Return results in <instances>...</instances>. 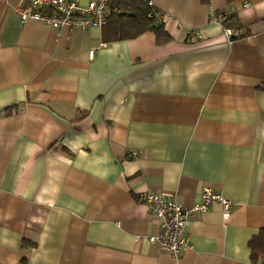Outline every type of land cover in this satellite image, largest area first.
<instances>
[{
	"label": "crops",
	"instance_id": "obj_1",
	"mask_svg": "<svg viewBox=\"0 0 264 264\" xmlns=\"http://www.w3.org/2000/svg\"><path fill=\"white\" fill-rule=\"evenodd\" d=\"M24 1L0 0V264H252L248 243L264 228V0H151L168 16L164 45L22 25ZM230 10L247 38L212 21ZM205 187L232 203L228 217L219 204L192 213L178 258L151 245L157 222L141 196L190 211Z\"/></svg>",
	"mask_w": 264,
	"mask_h": 264
},
{
	"label": "built area",
	"instance_id": "obj_2",
	"mask_svg": "<svg viewBox=\"0 0 264 264\" xmlns=\"http://www.w3.org/2000/svg\"><path fill=\"white\" fill-rule=\"evenodd\" d=\"M147 5L153 7L151 0H145ZM245 8L247 5L244 6ZM234 10L212 16V21H221L225 17L234 15ZM110 9L108 0L89 2L82 6L75 0H25L16 8V14L22 25L29 21L42 23L53 30L62 28L86 30L89 28L101 29L106 23V17ZM153 16L157 23H162L168 16L158 10H153ZM229 40L238 35L237 31L225 30ZM197 39L199 36L196 34ZM93 51H90L92 56ZM132 158L137 153L130 155ZM141 200L148 206L155 221L158 232L148 238L151 245H156L162 251L173 258H178L186 250L189 241L185 236V228L188 218L192 213H205L212 204H219L224 217H228L232 203L221 194L216 193L210 187L203 188L198 204L187 211L176 202L171 195L165 193H146Z\"/></svg>",
	"mask_w": 264,
	"mask_h": 264
},
{
	"label": "trees",
	"instance_id": "obj_3",
	"mask_svg": "<svg viewBox=\"0 0 264 264\" xmlns=\"http://www.w3.org/2000/svg\"><path fill=\"white\" fill-rule=\"evenodd\" d=\"M203 1L207 2V0ZM108 6L110 13L102 27V41L105 43L132 40L146 33L153 34L158 45L171 42L172 39L165 31L163 23H157L153 16L150 17L155 8L149 7L145 0H108ZM220 22L224 30L238 32V35L231 40L244 39L249 36L247 31L244 32L241 29L235 15L225 17ZM30 248H33V245ZM248 248L251 263L264 264V228L251 238ZM21 249L23 250L22 244ZM26 263L27 258H22L20 264Z\"/></svg>",
	"mask_w": 264,
	"mask_h": 264
}]
</instances>
